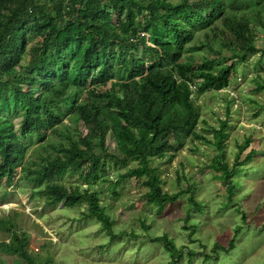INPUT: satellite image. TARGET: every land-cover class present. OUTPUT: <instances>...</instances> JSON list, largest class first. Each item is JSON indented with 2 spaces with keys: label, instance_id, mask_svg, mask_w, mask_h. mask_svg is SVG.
Segmentation results:
<instances>
[{
  "label": "trees",
  "instance_id": "16d2710c",
  "mask_svg": "<svg viewBox=\"0 0 264 264\" xmlns=\"http://www.w3.org/2000/svg\"><path fill=\"white\" fill-rule=\"evenodd\" d=\"M259 27L264 28L263 0H0V185L2 180L6 186L23 185L48 209L85 203L82 215L98 221L110 241L123 235L135 239L133 233H114V221L90 183L103 179L109 164L134 162L117 184L128 177L140 181L157 213L185 193L186 212L201 211L194 186L169 194L151 166L156 159L171 161L190 139L215 147L209 168L233 195L241 167L253 155L249 150L238 162L251 138L237 145L229 168L228 120L205 129L212 139L199 133L200 121H206L200 120L193 95L226 89L239 63L258 51L264 55V47L255 44ZM255 83L264 90L263 83ZM67 116L69 123L60 124ZM70 130L75 137L66 136ZM50 132L68 144L47 142L25 160L26 141L43 143ZM109 136L114 151L106 146ZM96 146L101 153L93 151ZM65 177L89 185L72 190ZM6 210L0 209L10 216ZM10 222L0 218V230L8 233L0 253L16 263L53 264L51 256L34 258L29 236ZM185 228L191 239L195 226ZM150 241L159 243L173 264L181 258L182 248L167 234ZM233 248L232 240L228 248L215 243L212 252Z\"/></svg>",
  "mask_w": 264,
  "mask_h": 264
},
{
  "label": "rangeland",
  "instance_id": "374dc122",
  "mask_svg": "<svg viewBox=\"0 0 264 264\" xmlns=\"http://www.w3.org/2000/svg\"><path fill=\"white\" fill-rule=\"evenodd\" d=\"M256 32L255 44L264 47V28H256ZM255 80L264 84V55L261 51L237 65L235 76L226 89L193 95L199 106L200 120L206 121H200L199 133L205 134L208 127L217 129L219 122L228 120L224 155L229 168L234 164L237 145L246 137L251 138L252 143L238 162L244 160L249 150L253 155L241 167L233 195H229L226 186L216 178L219 172L209 168L217 154L215 147L203 141L186 139L171 161L167 157L156 159L151 166L157 168L162 190L169 194L194 186V197L202 203L201 211L190 209L189 214L186 212L189 194L185 193L157 213L156 207L147 204L144 198L147 188L140 181L128 177L117 184L119 175L135 165L129 162L126 167L114 168L109 164L104 178L90 183L89 188L97 192L99 205L113 219L114 233H133L135 239L123 235L110 241L98 221L82 215L86 210L85 203L72 209L63 205L48 209L41 198L31 199L29 190L23 185L6 186L4 180L0 185V209L5 207L10 216L0 211V218L7 222L11 220L10 224L18 227L19 232H26L29 251L34 258L36 254L51 256L53 264H173L165 249L150 241L163 234H167L176 247L182 248L176 264H264V90L256 89ZM24 89L31 91L29 86ZM69 117H64L60 124H68ZM13 122L17 129L19 120L15 118ZM76 125L82 135L86 134L80 122ZM64 126L61 131L66 130ZM66 136L75 137V133L70 130ZM205 136L212 139L210 133ZM47 137L43 143L26 141L25 160L47 142L68 144V140H61L58 134L50 132ZM106 146L114 151L111 136L107 137ZM93 151L101 153L99 146ZM64 180L72 190L75 186L86 188L89 185L76 177H65ZM186 214L190 218L188 221H184ZM190 225L195 226L191 239L185 228ZM0 240H8L6 231L0 230ZM231 240L233 249L212 252L215 243L228 248ZM16 260L0 253V264H24L16 263Z\"/></svg>",
  "mask_w": 264,
  "mask_h": 264
},
{
  "label": "clouds",
  "instance_id": "9594fccd",
  "mask_svg": "<svg viewBox=\"0 0 264 264\" xmlns=\"http://www.w3.org/2000/svg\"><path fill=\"white\" fill-rule=\"evenodd\" d=\"M32 199V198H31ZM4 205V204H3ZM62 205V204H61ZM2 206V205H1ZM5 208V207H4Z\"/></svg>",
  "mask_w": 264,
  "mask_h": 264
}]
</instances>
